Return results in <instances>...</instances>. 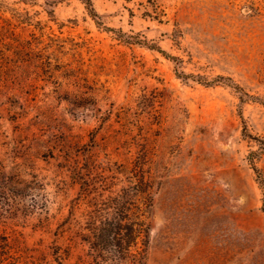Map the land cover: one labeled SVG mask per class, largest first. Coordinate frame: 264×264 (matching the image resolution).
Returning a JSON list of instances; mask_svg holds the SVG:
<instances>
[{"label": "rangeland", "instance_id": "1", "mask_svg": "<svg viewBox=\"0 0 264 264\" xmlns=\"http://www.w3.org/2000/svg\"><path fill=\"white\" fill-rule=\"evenodd\" d=\"M92 2L115 31L0 0V264H81L99 207L145 230L127 264H264V0Z\"/></svg>", "mask_w": 264, "mask_h": 264}, {"label": "trees", "instance_id": "2", "mask_svg": "<svg viewBox=\"0 0 264 264\" xmlns=\"http://www.w3.org/2000/svg\"><path fill=\"white\" fill-rule=\"evenodd\" d=\"M79 1L84 5L86 12L92 18L96 25L101 26L109 31H115L113 28L102 25L99 14L94 9L92 0ZM55 2L56 1H53L52 4ZM117 38L125 43H136L148 46L147 42L141 40L138 36L126 34L121 30H118ZM148 47L157 49V51L172 60L176 66L178 65L179 58L169 56L163 50L156 48V46L149 45ZM175 73L181 80H188L190 78L202 83L203 85H210L213 82L221 81V79H224L222 76H217L212 81H206L202 80L200 76L199 78H195V76L185 74L182 71H177ZM224 83L230 87L239 89V87L229 78L227 82ZM243 95L248 98L251 97L247 93H243ZM240 101L243 102L241 96ZM259 143L260 146L258 152H262L264 150V141H259ZM256 153L257 151H251L249 154V156L251 157H249L248 159L251 164L253 159L252 155ZM252 169L256 173L259 183L264 184V177L260 174L258 168L253 165ZM90 184L91 183L88 181V179L79 182V200L87 199V203H90L91 200L96 198L91 194L92 190L90 189ZM131 190L132 192L133 190H135L134 186H128L127 190L123 194L125 209L127 210L129 209L128 205L132 204V195L129 193V191ZM94 211L95 212L91 216V222L89 223V225L78 229L77 231L80 240L85 245H87L86 258L85 260L83 259V262H81V264H127L125 263V260L129 259L130 256L133 255V253L131 252V245L135 242L136 238L141 235L142 232L145 233V230L140 227V223L131 222L129 220L128 212H122V214H120L116 211L112 214H109L105 212L101 207L95 209ZM136 225L139 227H137ZM63 262V258L59 257L57 259V264H63ZM77 264H79V262Z\"/></svg>", "mask_w": 264, "mask_h": 264}]
</instances>
